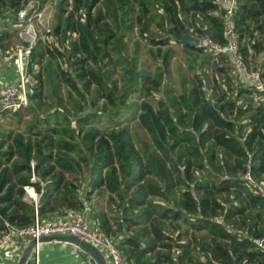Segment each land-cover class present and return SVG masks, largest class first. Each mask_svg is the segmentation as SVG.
<instances>
[{"label": "trees", "instance_id": "16d2710c", "mask_svg": "<svg viewBox=\"0 0 264 264\" xmlns=\"http://www.w3.org/2000/svg\"><path fill=\"white\" fill-rule=\"evenodd\" d=\"M115 1L120 10L118 20L128 23L124 29L136 27L140 37L157 46L160 62L155 70L135 71L137 57L121 54L132 65L129 82L121 91L112 90L103 79L105 71L100 60L109 57V45H117L121 36L108 30L107 24H100L103 19L100 13H92L99 0H71L64 23L57 22L52 33L43 39L37 35L30 47L26 69L29 104L33 108L35 101L44 97L47 81L57 89L59 80L70 89L68 94L84 102H87L85 89L90 85H95L96 93L113 105H122L135 92L142 96L137 118L148 140L142 139L141 146L136 147L127 128L102 131L96 126L87 130L79 126L75 130L63 113L44 118L36 115L28 122V130L43 127L32 132L38 140L31 143L17 137L12 146L0 150V233L5 231V221L16 226L33 221L34 205L22 200L27 185L39 193L36 205L39 218H52V210L46 206L64 176L57 175L55 180L41 186L31 180L32 173L41 171V176L49 175L54 168L52 164L71 172L75 165L62 160L61 154H55L54 150L75 151L82 161L88 162L90 188L107 190L108 199L118 201L116 211L120 213L122 226L119 225L116 234L111 233L104 212L93 214V220L127 255L129 264H264V251L251 240L264 233V199L243 179L246 152L251 151L253 175L264 181L261 93L246 86L240 89L238 95L254 93L260 99L257 106L249 102L243 107L220 92L218 98L224 102L218 105L199 79V86L183 90L176 97L153 95L160 92L173 57L170 49L162 52L161 45L179 43L191 51L214 54L175 36L187 29L197 37L207 34L214 41L223 42L224 5L217 0ZM6 3L17 21V12L28 0H0V5ZM7 16L0 11L1 18ZM154 16L162 24L165 38L147 36L149 21ZM233 18L241 54L264 81V56L256 66L250 64L256 53L264 52V0H236ZM48 35H52V41ZM8 36L3 30L1 52L9 48V40L5 41ZM21 44L29 46L26 41ZM52 60H57L56 71L44 72V61ZM53 89L49 90L50 95ZM151 96L155 98L153 105L149 102ZM242 117L247 121L239 123ZM76 120L81 124L95 122L90 112H81ZM249 124L250 129L243 132ZM81 147L89 153L83 154ZM174 151L179 153L176 155ZM62 186L69 193L79 188L68 182ZM68 208L80 212L83 205L77 196H72ZM165 222L172 228V234Z\"/></svg>", "mask_w": 264, "mask_h": 264}, {"label": "rangeland", "instance_id": "374dc122", "mask_svg": "<svg viewBox=\"0 0 264 264\" xmlns=\"http://www.w3.org/2000/svg\"><path fill=\"white\" fill-rule=\"evenodd\" d=\"M68 2L70 3L71 0H28L29 6H32L33 3H35L42 12V24L37 22V20H34V24L32 25L26 20L24 22L14 21V17L9 11V9H12L9 7V4L6 3L0 5V11L5 12V14L8 15L7 19L0 17V35L3 30H6L9 36L5 41L9 40L8 47L13 46V49L15 50L17 46L25 41L21 39L20 31L26 29L29 30V28L32 30L33 28L36 36L38 35L43 39L45 37L46 22L49 23L51 33L57 22L64 23V20L68 15V10H70V5L67 4ZM92 13H100L103 16L100 24H107L109 28L108 30H111L117 36H121L120 42H118L117 45L112 43L109 45V57H102V61L100 60V66L102 67V70L105 71L103 79L108 83L112 90L116 92L121 91L129 82V70L132 65L123 60V54L129 58L137 57V67L135 68V71L152 73L155 70V67L160 62V56H157V46L150 44L147 39L140 37L136 27H133L130 30L124 29L128 23H121V20H118L120 17V10L117 1L99 0L93 8ZM151 15H153V10H151ZM188 31L191 35L197 37L196 33H192L190 30ZM22 36L26 37L24 34ZM147 36L154 39L166 37L162 24L155 16L149 21ZM28 44L30 45V43ZM166 49H170L173 53L169 66V73L163 80L160 92H156V94H153L154 96H163L165 98L176 97L183 92V90H189L193 86H199V79L204 82L205 88L214 87L215 82L213 83L211 76H214L212 71L215 69L214 65L211 66L209 63L213 64L212 57L215 55L209 52L200 53L191 51L185 48L182 44L173 42L167 47L161 45L162 52ZM42 66L44 72L46 70L56 71L57 60H52L50 62L47 61V63L44 61ZM93 67H95V65H93ZM217 78L223 77L217 75ZM55 81L56 80L53 82ZM58 83H60L58 88L53 89L52 86H50V82L47 81L48 85H45L44 97L39 101H35L33 108L28 103L26 107L16 111V115H14V111L6 113L0 121V140L3 141V150L12 146V140L17 137H22L24 142L30 141L31 143H34L39 137L32 134V132L42 129L43 127L39 126L37 129L29 131L28 122H31L36 115L39 118H44L46 115L53 113L60 115H62V113L65 114L68 117L71 128L75 130H77L79 126H82L84 130H87V128L91 126H96L102 131L111 128H127L136 147L141 146L140 141L142 139L148 140V135L139 125L137 118L139 113L138 104L142 98L141 95L138 96L134 92L122 105L118 103L113 105L108 103L100 93H96L97 87L95 85H90L88 89H85L87 102H84L78 97L72 96L70 93L71 97H69L68 92L70 89L63 83L59 82V80ZM50 89H53V95H50ZM154 100L155 98L152 97L149 99V102L153 105L155 102ZM81 112H90L91 116H94L95 122L93 125L90 123L81 124L76 120ZM81 150L83 151V154L89 153L88 151H85V147H81ZM54 152L55 154L56 152L61 154L62 160L73 163L75 165L74 169L69 172L52 164L54 168L49 175L41 176V171L40 173L33 171L32 174L34 179L31 180L38 182L42 186L47 182L55 180L57 175H63L64 179L67 180L66 183L74 182L79 187L86 186L89 190L95 191L94 197L92 198L96 203V200H99V195L105 190L99 188L91 189L90 186H87V179H89L90 176L89 166L87 165L88 162L85 163L82 161L80 159L81 155L77 154L75 151L67 152L54 150ZM178 153V151H174V154L177 155ZM30 164L32 168L34 161L31 160ZM49 164H51V162L46 163L44 168H47ZM86 194H90L89 191ZM108 198L109 197L106 195V203L110 208L111 204L109 203ZM165 223L168 227V232L172 234V228L167 222Z\"/></svg>", "mask_w": 264, "mask_h": 264}, {"label": "built area", "instance_id": "2783aa9c", "mask_svg": "<svg viewBox=\"0 0 264 264\" xmlns=\"http://www.w3.org/2000/svg\"><path fill=\"white\" fill-rule=\"evenodd\" d=\"M225 7L224 28L222 31L224 41H214L209 35L204 34L198 38L197 46L215 54H227L230 56L235 67L243 71L248 82L246 87L252 91L261 93V99L264 100V81L260 77L257 69L248 66L240 51L238 42V33L234 28L233 13L236 7V0H217ZM37 3V2H36ZM37 4L28 3L17 12V22L28 21L30 25L33 21L43 22L42 12ZM46 34H51L49 23L46 22ZM49 41H52V35H48ZM32 44L24 46L20 44L16 47L13 56V65L18 73L17 84H7L0 87V113L5 111H18L26 107L29 103L28 91L26 90V69L29 61V50ZM1 54V51H0ZM253 155L251 151L246 152L245 170L243 179L245 184L255 193L264 199V181L258 180L253 175ZM31 179H34L32 174ZM27 188L28 186H24ZM33 199L37 197V193L33 192ZM33 221L27 225L16 226L5 221V231L0 233V252L7 248L13 241V238L19 240L36 239L40 237L55 235H70L85 240L98 248L101 255L109 264H129V259L110 235L102 232L95 220L88 219L86 215L90 212L89 207L83 208L82 212H75L63 218H47L41 219L38 216L36 205H34ZM252 242L264 251V233L260 237H251ZM35 256V264L37 263L38 243L33 246Z\"/></svg>", "mask_w": 264, "mask_h": 264}, {"label": "crops", "instance_id": "0c3cea01", "mask_svg": "<svg viewBox=\"0 0 264 264\" xmlns=\"http://www.w3.org/2000/svg\"><path fill=\"white\" fill-rule=\"evenodd\" d=\"M28 29L20 31L21 39L27 41L30 44H33L35 41V31L32 28V39H28L26 36V32ZM25 35L26 37L22 36ZM259 37V33L256 34V38ZM15 53V49L13 46L9 47L8 50L1 52L0 54V87L7 85V84H17L18 83V73L16 71L15 66L13 65V56ZM215 55V53L213 54ZM227 56V58H226ZM264 56V52L256 53L253 57V62L250 64H259L261 58ZM213 64L209 63L211 66L214 65V71L211 76L213 79V83L215 85L213 88L206 87L205 84L203 88L207 91L208 95L211 96L218 105H221L224 102V99L219 100V93L225 92L229 98L231 97L234 99V102L237 106H245L249 102L253 106H257L260 104L259 97L251 93L250 95H238L240 89L245 88L248 79L246 78L245 74L242 70L235 67L231 58L227 54H216L212 57ZM217 75H221L223 78H217ZM250 90V89H249ZM252 91V90H251ZM249 97V100L248 98ZM247 98V99H246ZM9 111H5L0 113V121ZM11 112V111H10ZM230 117V115H228ZM245 120V117H242L239 123H242ZM254 124V122H253ZM252 126L251 124L246 125L242 131L245 132L250 129ZM1 139V135H0ZM0 150H3V146ZM5 150V149H4ZM264 180V179H263ZM66 179L61 182L60 188L58 191L51 193L50 199L46 206L47 209L52 210L50 213L52 218H63L73 212V210L68 208V203L72 196H77L79 199V204L83 205L84 207H89L90 212L86 215L88 219H92L93 214L104 212L106 217L108 218V222L110 224V228L112 230L111 233L116 234V229L122 226V220L120 218V213L116 211V205H118V201L115 198L113 201H109L111 207L109 208L106 203V195L109 196V192L105 190L104 194L99 195V200L94 202V192L89 190L88 187H79L72 193H69L64 190L62 185L67 184ZM75 186L76 183L72 182ZM28 187L25 188V195L23 196L22 200L28 203H32L33 205H37V200L39 198V193H37L33 186L27 185ZM83 186V184H82ZM87 186L88 183H87ZM89 191L90 194H86ZM33 192L37 193V197L33 199ZM65 193V195L63 194ZM113 196V195H112ZM73 199V198H72ZM71 203V202H70ZM101 203V204H100ZM108 203V204H109ZM83 213V209L80 210ZM21 212H19V215ZM43 219H47L44 218ZM181 224V223H180ZM118 235H122V233H118ZM31 240H19L18 238H13L12 243L0 252V264H17L20 260L22 254L26 251L28 246H30ZM32 246V245H31ZM192 247V246H190ZM29 252V250H28ZM193 255V253H192ZM35 256L36 252H34V248L31 247L28 260L26 264H35ZM174 256V255H172ZM90 254L78 248L72 242L62 241V240H47L44 242L38 243V250H37V263L38 264H88V259L90 258ZM106 263L109 264V261L106 260ZM190 264V263H188Z\"/></svg>", "mask_w": 264, "mask_h": 264}, {"label": "water", "instance_id": "95a60500", "mask_svg": "<svg viewBox=\"0 0 264 264\" xmlns=\"http://www.w3.org/2000/svg\"><path fill=\"white\" fill-rule=\"evenodd\" d=\"M175 38L181 41H186L191 45L197 46L198 44V38L191 35L187 29L184 30V33L182 35L175 36ZM28 96H29V93H28ZM47 240H62V241L72 242L78 248L90 254L91 257L88 259V264H107L106 260L101 255L97 247H95L94 245H92L91 243L85 240H81L77 237L70 236V235H55V236L40 237L38 238V240L31 239L30 246H28L26 251L22 254L17 264H26L31 247L35 246L36 243L44 242Z\"/></svg>", "mask_w": 264, "mask_h": 264}, {"label": "bare ground", "instance_id": "6f19581e", "mask_svg": "<svg viewBox=\"0 0 264 264\" xmlns=\"http://www.w3.org/2000/svg\"><path fill=\"white\" fill-rule=\"evenodd\" d=\"M26 36H27L28 39H32L33 34H32L31 28H29V30L26 32Z\"/></svg>", "mask_w": 264, "mask_h": 264}]
</instances>
